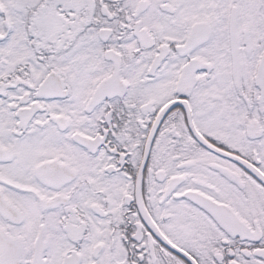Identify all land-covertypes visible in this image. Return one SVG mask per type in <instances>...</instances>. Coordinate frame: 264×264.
Masks as SVG:
<instances>
[{"label": "snow or ice", "instance_id": "snow-or-ice-1", "mask_svg": "<svg viewBox=\"0 0 264 264\" xmlns=\"http://www.w3.org/2000/svg\"><path fill=\"white\" fill-rule=\"evenodd\" d=\"M0 264H264V0H0Z\"/></svg>", "mask_w": 264, "mask_h": 264}]
</instances>
